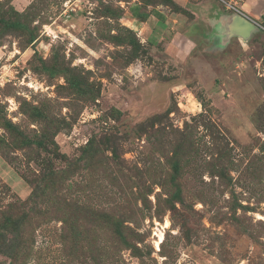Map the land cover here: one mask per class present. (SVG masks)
Instances as JSON below:
<instances>
[{
	"label": "rangeland",
	"instance_id": "obj_1",
	"mask_svg": "<svg viewBox=\"0 0 264 264\" xmlns=\"http://www.w3.org/2000/svg\"><path fill=\"white\" fill-rule=\"evenodd\" d=\"M0 264H264V0H0Z\"/></svg>",
	"mask_w": 264,
	"mask_h": 264
},
{
	"label": "bare ground",
	"instance_id": "obj_2",
	"mask_svg": "<svg viewBox=\"0 0 264 264\" xmlns=\"http://www.w3.org/2000/svg\"><path fill=\"white\" fill-rule=\"evenodd\" d=\"M162 240H163V237H162V234L159 236V241H158V243H157V247H159V244L162 242Z\"/></svg>",
	"mask_w": 264,
	"mask_h": 264
},
{
	"label": "crops",
	"instance_id": "obj_3",
	"mask_svg": "<svg viewBox=\"0 0 264 264\" xmlns=\"http://www.w3.org/2000/svg\"><path fill=\"white\" fill-rule=\"evenodd\" d=\"M162 22L164 23V22H166V21H164V19H163V21H162ZM163 23H162V24H160V21H159V24H160V26H161V25H164ZM164 26H165V25H164ZM164 26H163V27H164Z\"/></svg>",
	"mask_w": 264,
	"mask_h": 264
}]
</instances>
